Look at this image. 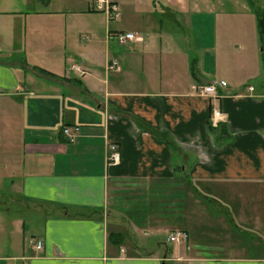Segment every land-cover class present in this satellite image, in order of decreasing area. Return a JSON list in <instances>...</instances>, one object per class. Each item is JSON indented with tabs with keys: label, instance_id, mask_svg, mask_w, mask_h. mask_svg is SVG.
Returning a JSON list of instances; mask_svg holds the SVG:
<instances>
[{
	"label": "crops",
	"instance_id": "obj_1",
	"mask_svg": "<svg viewBox=\"0 0 264 264\" xmlns=\"http://www.w3.org/2000/svg\"><path fill=\"white\" fill-rule=\"evenodd\" d=\"M38 1L43 7L32 10L29 24L27 12L0 7V192L29 202L42 223L22 237V210L13 229L0 212V264H264L261 83H244L239 71L232 78L207 71L173 33V26L199 28L219 15L254 22L248 1L112 0V22L86 0ZM86 15H102L101 24ZM121 31L143 40L120 44L108 34ZM216 79L226 81L217 98L192 90ZM214 105L228 139H214L208 128ZM64 126L79 127L73 142ZM111 143L120 152L116 164L106 160ZM166 185L173 200L162 196ZM188 191L231 211L235 202L251 209L252 235L225 215L233 233L205 225L222 233L204 244L207 252L199 242L168 241L169 231L187 225ZM232 193H251L252 201ZM217 212L223 216V206ZM232 216L246 218L243 211Z\"/></svg>",
	"mask_w": 264,
	"mask_h": 264
},
{
	"label": "rangeland",
	"instance_id": "obj_2",
	"mask_svg": "<svg viewBox=\"0 0 264 264\" xmlns=\"http://www.w3.org/2000/svg\"><path fill=\"white\" fill-rule=\"evenodd\" d=\"M247 1L253 13L260 12L262 14V12H264V0H247ZM0 7L7 8V9H19V10H23V12H27L26 23L29 24L30 23L28 20L29 14L32 12L34 8L39 9L43 7V5L38 0H0ZM102 15H100L99 17L86 15L84 17L89 18L95 23H98L100 25L101 24L100 19L103 18ZM250 21L251 20L248 16L228 17V16L219 15L215 17H210V19L208 18L202 19L201 21L202 25H200L199 28H194L195 26H197V23L196 22L194 23L192 20H191V23L192 24L194 23V24H193V27H190L189 30L187 27L182 26L183 28L180 31L178 28L173 26V33L182 35L183 37V39H181L183 40L181 42L182 46H185L188 49L191 56L197 55L196 57L201 59L200 63L204 61L206 64L207 71L215 72L217 76H223L226 78H232V77L238 76L236 75L235 71H239V76H242L243 80H245L244 83L260 82L261 83L260 88L258 90L257 88L255 89V91L257 90V93H258L255 96L258 97V95H260L261 97H259V99L261 98L263 99V96H264V42L262 41L260 42L258 39L257 27L255 29L256 22L252 21L250 23ZM108 22H109V19H108ZM233 29L234 31H237V32H232ZM110 33H113V32H110ZM110 42H111V46H113L112 51L113 52L117 51V48H118L117 42L114 40H111ZM257 45L259 46L258 49H257ZM214 60H216V62H214ZM256 61H260V67L256 63L255 67L253 68L252 66H254V63ZM210 65H213V66H210ZM75 66H78V65H73L72 66L73 70H75L74 68ZM214 81H220V79H216ZM229 81L227 85L233 82L231 80ZM194 93L196 92L194 91ZM198 95H201V94H198ZM207 97L217 98L218 96L216 95V96H207ZM215 107L216 106L214 105L211 108V111H210L211 113H210V117L208 121L212 126H217L220 122H225L224 120L222 121V119L221 120L214 119L213 109ZM216 108H219V107H216ZM221 115H222V118H225L223 113ZM153 132L156 134L157 137H160V138H165L167 135L165 132H158V133L155 131ZM62 135L64 136L63 132H62ZM108 151H109V145L107 147V153ZM119 161H120V156H119V160L115 162V164L119 163ZM110 163H113V162H110ZM236 192H239V191H236ZM156 195H160V193H155V197ZM162 196L163 198L166 197L165 201L173 200L172 191L167 185L165 186V190H163L162 192ZM231 197L233 200H238V201L242 200L245 203V205H247V203L249 202L251 203L252 201L251 193L243 195V197L242 195H236L235 193H232ZM186 198L190 205V216L188 217V215L186 214L188 219H187V223H185L187 224L185 225V227L187 228H185L183 225L182 227L177 229L186 234V238L184 239V243L182 244L184 246L186 245L188 247L190 242H193V243L199 242L201 244H198L196 246L200 248L201 252H207L205 245L209 246L210 245L209 243H212L215 240H217V237H220L222 233H220L219 231L215 232L214 229L206 231L205 225L213 226V227L220 226L223 229H226L224 233L226 237L228 234L233 233L231 231V228L229 227V224L227 223L228 220L231 226L237 227L239 230L240 229L246 230L247 228L252 230V225H248L251 223H247V219L248 218L251 219L252 217V210L248 209L247 207H246L247 208L246 210L245 208L243 209V207L240 206L238 203L236 202L232 203V207H231L232 211L234 210L235 213L243 211L246 217V218H236L239 222L243 223L242 225H236L234 223L238 221L235 218H233L231 209L228 208L227 206L224 207V205L220 204L215 198H211V197L204 196V195L195 196L193 193H191V191L187 192ZM199 199H201V201ZM203 199H206L208 203L210 204H207L206 203L207 201L204 202ZM22 205L24 206L25 209L22 208ZM220 206H223V210H224L223 216H221V214L217 212ZM21 210L25 218L24 220L25 221L24 223L25 231H24V234H22V237L23 236L29 237L30 235H36L39 228L42 227V223H41L40 216L38 214L37 209H35L29 202L24 201L22 197L17 196L16 194H12L7 191L0 192V212L2 213L4 225L10 224L13 229L14 228L12 225V223H14L13 219L14 218L17 219L16 217H18L17 215H15V212L19 211V213L21 214ZM225 215H228L227 216L228 220L227 218H225ZM182 228H185V229H182ZM175 230L176 229L169 231L168 236L171 232L174 233ZM247 232L250 235H252V231L246 230V233ZM190 233L192 236H190ZM4 236H10V235L5 234ZM205 236H208V238L206 239ZM25 238L27 237L22 238V241L23 239L26 240ZM15 239L17 240V238ZM167 240L170 242H176L175 240H171L168 237H167ZM248 241L249 243H252L251 239H249ZM249 243H246V244H249ZM252 247L253 245L243 247V248L248 249ZM254 251L256 250H252L249 252H254ZM162 263L165 264L164 261Z\"/></svg>",
	"mask_w": 264,
	"mask_h": 264
},
{
	"label": "built area",
	"instance_id": "obj_3",
	"mask_svg": "<svg viewBox=\"0 0 264 264\" xmlns=\"http://www.w3.org/2000/svg\"><path fill=\"white\" fill-rule=\"evenodd\" d=\"M86 2L89 4L88 10L103 12L109 20L114 19L118 15V7L114 2H112V0H86ZM109 36H114L120 44H124L126 42H131V41L143 40L142 35L131 31L109 33ZM116 64L117 61H113L112 67H114ZM74 68L81 74L85 72V70L82 67L75 66ZM225 85L226 82L220 80V81H211L207 84L195 83L193 84L192 88L196 93L204 96H216V95L218 96L220 89L224 88ZM221 114L222 112L219 108L215 107L213 109V116L215 120L223 119ZM62 132L68 142H73L76 139V137L79 135L80 129L78 126H64ZM119 156L120 153L118 151L116 144L111 143L109 145V151L106 156L107 160L109 162L115 163L119 160ZM168 238L171 240L179 241L185 239L186 234L179 230H175L174 233L171 232L169 234ZM37 247H40V242L37 243Z\"/></svg>",
	"mask_w": 264,
	"mask_h": 264
},
{
	"label": "trees",
	"instance_id": "obj_4",
	"mask_svg": "<svg viewBox=\"0 0 264 264\" xmlns=\"http://www.w3.org/2000/svg\"><path fill=\"white\" fill-rule=\"evenodd\" d=\"M44 1V0H42ZM257 13V12H256ZM255 13V22H256V27H257V33H258V39L261 42H264V12L262 14L258 12L257 14ZM208 127L210 131L212 132L213 136L217 139H228L230 138V133L228 131L227 124L225 122H220L217 126H212L208 122ZM118 234H115V236ZM184 241V239L176 242H181Z\"/></svg>",
	"mask_w": 264,
	"mask_h": 264
},
{
	"label": "bare ground",
	"instance_id": "obj_5",
	"mask_svg": "<svg viewBox=\"0 0 264 264\" xmlns=\"http://www.w3.org/2000/svg\"><path fill=\"white\" fill-rule=\"evenodd\" d=\"M40 242V241H39ZM37 247V246H36ZM42 247V243L40 242V247H37V248H41Z\"/></svg>",
	"mask_w": 264,
	"mask_h": 264
}]
</instances>
